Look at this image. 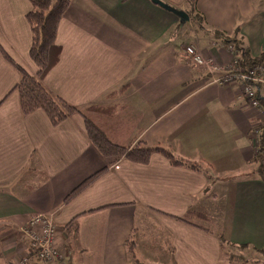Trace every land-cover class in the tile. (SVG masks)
<instances>
[{
	"label": "crops",
	"instance_id": "obj_1",
	"mask_svg": "<svg viewBox=\"0 0 264 264\" xmlns=\"http://www.w3.org/2000/svg\"><path fill=\"white\" fill-rule=\"evenodd\" d=\"M158 1L186 14L189 9V0ZM31 9L29 0H0V264H16L27 250L21 228L34 215H49L57 229L76 224L67 264H134L127 242L134 237L136 250L137 217L165 235L170 264H264L229 259V249L242 254V246L264 252V183L251 164L264 117L240 98L237 84L212 81L238 54L210 33L235 35L258 57L264 53V0H197L203 29L151 0H70L57 25L59 60L42 80L50 95L79 110L114 108L111 115L89 116L111 142L161 148L182 165L158 152L146 164L104 158L78 114L56 126L40 110L21 114L13 90L19 75L4 55L36 75L25 20ZM186 46L221 71H198L184 57ZM188 212L215 221V228L181 221ZM220 239L229 248L225 257Z\"/></svg>",
	"mask_w": 264,
	"mask_h": 264
},
{
	"label": "trees",
	"instance_id": "obj_2",
	"mask_svg": "<svg viewBox=\"0 0 264 264\" xmlns=\"http://www.w3.org/2000/svg\"><path fill=\"white\" fill-rule=\"evenodd\" d=\"M31 4V11L26 14L25 20L30 28L31 42L29 48V59L37 69L36 75L32 76L26 72L22 67L18 66L8 56H5L7 61L15 68L19 75V82L14 87L19 97L20 112L23 116L29 115L35 111H42L48 118L51 125L56 126L61 122L68 119L70 116L78 114L83 119L84 129L86 135L97 150V152L104 158H112L115 160L126 159L130 162L137 164H146L148 158L152 152H158L165 157L172 165H182L177 161L173 155L161 148H149L145 145L138 144L134 147H122L111 142L105 133L94 124L89 116L92 113L111 115L114 108L90 106L84 110H79L62 99L55 98L45 89L42 84L43 78L46 74L57 64L60 56V48L56 44V31L57 25L67 10L70 0H29ZM197 0H189L188 17L190 21L195 25L197 29L204 28L203 19L195 10V4ZM213 38L220 40L224 45L231 46L237 56V69L239 71H245L249 67L264 63V53L258 57L252 58L249 51L244 47L237 36H227L225 33L212 30L210 31ZM118 93H113L108 98L116 97ZM261 105L264 108V101L261 100ZM258 140L257 147L251 161V164L255 166L254 174L258 179L264 183V125L261 124L257 128ZM191 168H195L194 166ZM105 172V169L98 171L85 179L79 184L69 195L65 198L64 202H68L75 198L85 188L92 184L101 174ZM183 222L192 224L193 221H208V219L201 214L188 212L182 219ZM204 230L208 231L207 228ZM77 231L76 224L74 222L65 226V232L69 240L75 238ZM221 245L223 244L220 239ZM241 250L245 247H240ZM127 250L129 259L134 264H139L135 259L133 253V244L131 241L127 242ZM259 256L264 257L263 251H255ZM229 259H233L230 256Z\"/></svg>",
	"mask_w": 264,
	"mask_h": 264
},
{
	"label": "built area",
	"instance_id": "obj_3",
	"mask_svg": "<svg viewBox=\"0 0 264 264\" xmlns=\"http://www.w3.org/2000/svg\"><path fill=\"white\" fill-rule=\"evenodd\" d=\"M184 57L194 68L203 69L211 76L221 71L212 59L203 58L194 47L186 48ZM212 81L221 86L237 84L240 98L244 99L252 109L259 111L261 109L264 117V109L261 106V90H264V63L239 71L235 62L225 75L213 78ZM57 230L49 215L31 216L21 228L28 248L16 264H30L32 259L43 264H67L68 253L65 246L58 242L60 240L57 238Z\"/></svg>",
	"mask_w": 264,
	"mask_h": 264
},
{
	"label": "rangeland",
	"instance_id": "obj_4",
	"mask_svg": "<svg viewBox=\"0 0 264 264\" xmlns=\"http://www.w3.org/2000/svg\"><path fill=\"white\" fill-rule=\"evenodd\" d=\"M52 1H55V0H52ZM187 14H188V12H187ZM187 25H190V24H187ZM184 27H186V26H184ZM183 31H186V28H184ZM241 42H242V40H241ZM188 47H194V46H186V47H184V50ZM184 50H183V53H184ZM199 53L201 54L200 51H199ZM5 56H7V55L5 54ZM5 56H4V58H5ZM201 56L203 57L202 54H201ZM203 58H205V57H203ZM208 59H211V58L208 57ZM197 70L198 71H205L203 69H197ZM263 91L264 90H261V93ZM253 167L255 168V166H253ZM256 177H257V175H256ZM136 220H137L136 228H139L141 230V236H139L140 239H138L136 250H135L136 242L134 240V237L131 240V244H133V253H134V255L136 254L135 259L137 260V262L139 264H168V263L170 264V257L168 256V252L165 250V248H163L165 235L159 234L157 232L158 230L151 226L152 225L151 222L145 221L144 219L142 221V219L138 218V217L136 218ZM198 222H200V224H202L201 226H205V227L211 228V229L213 228V224H214V228H215V221L214 222L211 221V223H209L206 221L198 220ZM57 235L59 236L58 239L60 240L58 242L62 243L65 246V249L67 250L68 257H69L70 253H69V249L67 248L68 237H67V234L65 232V227L58 229ZM140 240H142V241L140 242ZM222 246H223V257H225L224 254H227V249H229V248H227V244L224 241H223ZM229 251L231 252L230 254L232 256L236 257L235 259L245 258L247 261H254V262L260 261V262L264 263V257L259 256L258 254H255L251 250H245L244 249L243 251H241L242 254L237 252L238 250L235 251L234 249H229ZM74 261L78 264V260H74ZM40 263H42V262H40Z\"/></svg>",
	"mask_w": 264,
	"mask_h": 264
},
{
	"label": "water",
	"instance_id": "obj_5",
	"mask_svg": "<svg viewBox=\"0 0 264 264\" xmlns=\"http://www.w3.org/2000/svg\"><path fill=\"white\" fill-rule=\"evenodd\" d=\"M152 3H154L155 5L161 7L162 9L168 11L169 13H172L173 15H175L176 17H178L180 19V22H188L189 21V17L187 16L186 13L182 12V11H176L175 9H172L166 5H164L163 3H161L158 0H151Z\"/></svg>",
	"mask_w": 264,
	"mask_h": 264
}]
</instances>
